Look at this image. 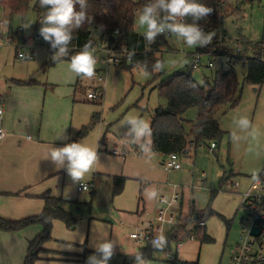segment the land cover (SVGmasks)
Listing matches in <instances>:
<instances>
[{"label": "rangeland", "instance_id": "374dc122", "mask_svg": "<svg viewBox=\"0 0 264 264\" xmlns=\"http://www.w3.org/2000/svg\"><path fill=\"white\" fill-rule=\"evenodd\" d=\"M1 19H6V24L13 31L24 30L15 41L19 50L4 48L0 53V96L4 97L7 106L25 99L26 107L20 115L27 112V118H31L38 128L43 123L46 128L56 127L58 134L68 137L67 140L59 137L64 140L59 141L61 145L82 142L96 149L99 156L98 162L82 181H72L65 161L64 166L45 184L46 191L51 190L55 197L63 199L64 208L77 219L74 229L55 221L52 239L46 248L61 254H79L75 264H97L104 258L98 245L111 242L112 256L107 264H121L122 256L134 255L145 246L129 237L136 223L143 220L136 217L137 212L145 210L147 218H152L164 196L169 198L173 187H177L183 197L178 208L189 215L187 219L192 220V215L199 214L205 217L208 208L213 210L215 215L206 220L205 233L215 242L200 248L197 233V240L185 242L178 262L167 261L161 253L155 263L229 264L243 229L244 214L237 212L240 202L238 193L246 191L251 185L250 179L264 172V85L256 88L244 83L245 63L240 62L237 69L241 85L239 105L234 109L225 106L216 114L222 130L227 134L220 146L214 152L203 144L189 146V154L180 156L183 169L168 174L161 166L163 158L153 153L148 145L143 155L137 151L144 141L147 144L150 139L149 136L137 138L128 120L136 117L151 125L156 110L166 107L158 87L176 73L190 68L199 86L204 87L206 81L212 83L216 71L208 68V56H201L198 69H192L197 47L189 48L172 34L168 38L171 49L159 56L164 62L163 73L157 71L152 74L141 68L117 72L115 67H110L102 101L91 102L85 100L86 89L99 86L98 80L94 77L79 78L71 71L70 61L58 62L52 68L46 65L50 61V49L39 33L42 24L33 12L25 20L16 17L10 21L9 12L2 9ZM263 25L264 0L242 7L222 22L223 48L234 54L240 49L239 54L248 57L252 50L246 45L260 40ZM136 31L141 35L144 31L137 21ZM29 47L34 51V60H18V51L29 53ZM97 57L96 69L106 70L102 62L104 55ZM14 82L31 84L25 85L28 88L23 90L17 89L15 95L9 98L7 91L13 89ZM197 116V108L187 112V130ZM241 118H247L249 126H242L239 123ZM62 128L66 132H62ZM35 132L26 130L23 136L33 139ZM114 151L119 155H113ZM231 171L235 175L230 182H240V191L233 189L231 183L222 187L223 180ZM117 176L125 178L126 182L122 194L114 196V178ZM80 184L92 188L79 193ZM13 192L0 189V218L19 221L42 212L44 202L40 197L26 198ZM42 232V225L36 223L21 232L6 236L0 234V264L12 263L18 255L23 258L29 242ZM170 249L173 251L175 246L171 245Z\"/></svg>", "mask_w": 264, "mask_h": 264}, {"label": "trees", "instance_id": "16d2710c", "mask_svg": "<svg viewBox=\"0 0 264 264\" xmlns=\"http://www.w3.org/2000/svg\"><path fill=\"white\" fill-rule=\"evenodd\" d=\"M257 1L260 0H197L198 3L213 9L207 18L197 21L205 33H215L213 41L206 47H197L196 53L213 56L215 78L212 83L206 81L205 86L201 87L192 77L189 68L186 72L176 73L161 82L158 90L160 96L166 101V107L158 108L152 119L150 125L152 131L149 136L151 150L166 156L172 153L181 155L192 144L194 146L203 144L209 148L214 142L221 144L227 134L222 130L220 122L216 119V114L225 106L234 109L241 101V85L237 71L240 62L246 65L244 83L256 88L264 85V62L249 56H241L240 49L239 51L237 49L238 53L234 54L229 49L223 48L225 37L220 31L224 20L240 11L242 7ZM87 2L89 4L87 12L91 19L86 21L80 29L74 30L69 48L83 47L95 33L111 48H125L128 52L135 51L131 63L128 64L125 59L123 64L116 69L117 72L134 68H141L152 74L157 71L160 72L159 74L164 72L163 68L157 70L154 65L157 60H161L160 55L171 49L168 38L172 34L169 37L158 36L155 43L148 45L143 35L136 31L137 16L143 6L150 3L151 0H87ZM2 9L9 12L10 21L16 17L25 20L28 14L33 12L41 22L48 11L47 7L39 6V0H0V10ZM76 10L79 11V5H76ZM161 15L164 14L161 13ZM183 19L184 22H192L190 17ZM7 27L13 32L15 41L19 34H23L19 29L13 31L9 25ZM249 47H251V53L264 57V25L260 40L252 45L248 43L246 48ZM77 52L79 51L69 50L67 56L61 57L59 61H53V52L50 51V61L46 65L54 66L61 61H70L71 56ZM79 78L81 77L79 76ZM19 84L25 83L19 82ZM193 108L198 109V116L196 121L191 123L190 129L187 130L185 115ZM145 146L146 143L143 142L141 148ZM233 176V173L230 172V175L223 180L222 187L228 184ZM125 182L126 179L123 177L114 178V196L123 192ZM42 199L45 206L39 215L19 221L0 218L1 233L21 232L36 223L42 225L43 232L29 242L23 264H36L48 252L45 246L52 239L51 232L54 221L63 222L69 229L76 227L77 219L73 213L64 208L65 201L63 199L55 198L50 192L44 194ZM214 215L211 208L205 212L206 219H210ZM190 221V219L180 220L175 228V234L170 238L175 239L177 235L185 237V229ZM197 233L202 235L199 238L202 245L214 242L202 231ZM162 252V249L154 247L153 244L146 245L134 255L123 256L121 264H139L137 254L145 264H148L151 261H157V255Z\"/></svg>", "mask_w": 264, "mask_h": 264}, {"label": "clouds", "instance_id": "9594fccd", "mask_svg": "<svg viewBox=\"0 0 264 264\" xmlns=\"http://www.w3.org/2000/svg\"><path fill=\"white\" fill-rule=\"evenodd\" d=\"M76 5H79V11L76 10ZM39 6L48 8L47 14L41 21L42 27L39 33L44 41L50 42L52 48L58 49L52 60L59 61L61 57L69 54L74 30L80 29L91 19L87 12L89 4L87 0H39ZM212 12V8L198 3L197 0H151L139 12L137 23L144 29L142 35L148 45L155 43L158 36L169 33L181 39L189 48L206 47L212 43L215 33H205L197 21L207 18ZM161 13L164 15L162 16ZM186 17H190L192 22H184L183 18ZM134 54V50L129 52V61ZM96 64L97 59L93 54L91 42H87L79 52L71 56L70 69L77 76L91 79L95 75ZM154 67L160 70L164 67V62L157 60ZM128 122L133 125L137 138L151 135L152 130L148 121L133 117ZM239 123L247 127L250 121L241 118ZM62 138L68 139L67 136ZM50 159L59 167H63L67 161V171L72 181L80 182L85 174L93 169L99 156L96 149L82 142H72L63 147L52 148ZM152 243L154 247L162 249L167 240L161 233ZM98 250L103 252L104 258L97 264H107L112 256V243L100 244ZM137 260L139 264H145L139 254Z\"/></svg>", "mask_w": 264, "mask_h": 264}, {"label": "built area", "instance_id": "2783aa9c", "mask_svg": "<svg viewBox=\"0 0 264 264\" xmlns=\"http://www.w3.org/2000/svg\"><path fill=\"white\" fill-rule=\"evenodd\" d=\"M20 32L24 33L22 28ZM165 36L169 37V33H165ZM42 37V36H41ZM38 38H40L38 36ZM43 39V38H42ZM87 42H91V48L94 56L97 59V55L103 54L104 58L102 62L106 65V70L100 71L95 69V75L93 76L97 85L92 86L86 91V99L91 102H101L107 85L108 72L110 67L119 68L123 62L131 63L128 60L129 52L125 49H115L109 47L105 41H102L100 36L93 33ZM86 42V43H87ZM45 46L53 52L55 56L58 49L51 47L50 42L45 41ZM4 48H16L15 40L13 38V32L9 27H5L4 22H0V51ZM82 47L74 46L69 50L80 51ZM29 53H22L18 51L17 58L20 61H30L34 59V51L29 47ZM239 51V49H238ZM209 57L208 68H214V58L211 54H204ZM201 54L195 55V63L192 65V69H198V64L201 61ZM249 57L264 62V57H259L257 54H251ZM96 64V65H97ZM4 116V99L0 96V141H3L6 137L4 129L2 127V120ZM219 147L217 142H214L210 146L211 151H215ZM190 151H185L183 154H189ZM118 154L117 151L114 152ZM180 154L172 153L168 155L163 162V168L166 172L172 173L175 171H181L183 169ZM228 182L227 185H229ZM231 186L234 189L240 188V183L232 182ZM92 187L90 185L81 184L78 188L79 192H88ZM183 197L179 193L177 187H173L171 196L169 198H163L161 201L162 209L156 214L153 220L144 221L134 227L133 232L130 234V239L140 245H151L152 241L157 238L161 233L166 237L167 243L162 248L163 256L167 261L175 262L179 252L185 245L186 241H195L197 239V232L203 230L207 226L206 218L203 214L192 215L191 224L185 229V237L177 235V238L171 239L175 234V228L180 221L182 211L179 210L178 205L182 202ZM237 212L244 214L243 229L239 241L236 243L234 250L232 251L229 264H264V172L258 177H254L251 185L248 189L240 194V202ZM258 230V234H254V230ZM171 239V240H169ZM171 245L175 246L172 251Z\"/></svg>", "mask_w": 264, "mask_h": 264}, {"label": "crops", "instance_id": "0c3cea01", "mask_svg": "<svg viewBox=\"0 0 264 264\" xmlns=\"http://www.w3.org/2000/svg\"><path fill=\"white\" fill-rule=\"evenodd\" d=\"M2 21L4 22V25L6 27L7 26L6 19H1L0 22ZM7 49H11V48H7ZM251 54L253 53L250 52V55ZM33 60H30V61H33ZM25 62H28V61H25ZM54 66H49V68H52ZM98 70L104 71L103 69H98ZM14 84L15 86H13V89L7 91L8 94L10 95L9 98L15 95V92L17 89L23 90L24 88H28L27 86H30L31 83L30 84H19V82H14ZM8 100L10 101V99ZM85 100L87 101L86 98ZM26 102L27 101L25 99H22L19 103L12 102V104L10 103V105L7 106L6 100L4 99V116L2 120V127L4 129L6 137L3 141H0V189L14 191L13 192L14 195H20L26 198L40 197V199L44 202V200L42 199V196L44 194H46L47 192H50L53 195L51 190L46 191L48 188H46L45 184L50 179V177H52L61 168L58 165H55L51 161L50 151L54 147H63L64 145H61L59 141L63 142L64 140L59 139V137L62 138V135L58 134L59 131H57L56 127L46 128V124L43 123L38 128L37 125H35L34 122L31 120V118L29 117L27 118V112L24 113L23 115H20V113L23 112L26 107ZM45 128H46V132H44ZM26 130H31V131L35 130L36 131L35 138L32 139V137L30 136L24 138L23 133ZM16 132L19 134L16 135L15 134ZM62 132H66L64 128H62ZM134 142L135 141L133 140V143ZM148 143L146 144L145 147H147L148 145V148H150V141ZM141 147L142 145L137 149V151H140V155H143L146 148L145 147L141 148ZM114 152H113V155H115ZM153 153L163 158V161L161 163V166H163V162L165 161L167 156L162 153L156 152V151H153ZM118 155L119 154L115 156H118ZM175 172H179V171H175ZM231 172L233 173V175H235L233 171ZM250 180L252 182L253 178ZM80 186L81 184L79 185V187ZM241 188H242V184L240 183V188L236 190L240 191ZM77 191L79 192L78 189ZM79 193H85V192H79ZM241 193L242 192L238 193L239 198H240ZM53 196L55 197V195ZM55 198L61 199L58 197H55ZM164 198H168V197L164 196ZM141 201L142 200H140L139 202V207H140ZM44 206H45V203H44ZM161 209H162V205L160 204L159 206L156 207L154 216L150 219L147 218L148 213L145 210L138 211L136 217L139 219H143V220L138 221L136 225L144 221L153 220V218L156 216V214ZM182 214L183 215L181 216L180 220H184V221L187 220L188 218L187 216L189 215L185 214V212L183 211H182ZM223 219L226 220L225 218ZM191 221L187 224V226L191 224ZM203 230H199V231H203L202 232L203 234H205L207 237H210L208 234L205 233V229ZM0 234L6 236V234H10V233L0 232ZM200 236L202 235L199 234V238ZM211 239L214 241L213 238ZM199 245H200V248L203 246L201 244L200 239H199ZM184 247L185 245L182 247L181 251L179 252L175 263L179 261L181 252L183 251ZM45 249L48 252L44 254L42 256V260L38 261L36 264H75L76 262H78L76 258L79 257V254L72 255V254H67V253H63V254L56 253V252H53L47 249L46 246H45ZM27 251H26V254H24L23 258L22 256L18 255L16 258L14 257V262L9 263V264H23L24 258L27 255ZM122 259H123V256L121 258V262H122ZM157 261H151L148 264H158V263H155Z\"/></svg>", "mask_w": 264, "mask_h": 264}, {"label": "water", "instance_id": "95a60500", "mask_svg": "<svg viewBox=\"0 0 264 264\" xmlns=\"http://www.w3.org/2000/svg\"><path fill=\"white\" fill-rule=\"evenodd\" d=\"M254 234H258V230L257 229L254 230Z\"/></svg>", "mask_w": 264, "mask_h": 264}]
</instances>
